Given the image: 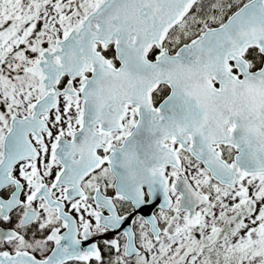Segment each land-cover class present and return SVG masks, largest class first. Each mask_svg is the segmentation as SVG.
<instances>
[{"label": "snow or ice", "instance_id": "1", "mask_svg": "<svg viewBox=\"0 0 264 264\" xmlns=\"http://www.w3.org/2000/svg\"><path fill=\"white\" fill-rule=\"evenodd\" d=\"M0 264H264V0H0Z\"/></svg>", "mask_w": 264, "mask_h": 264}]
</instances>
